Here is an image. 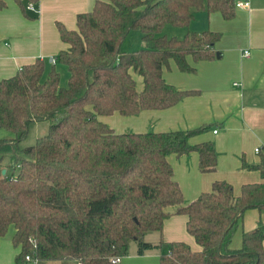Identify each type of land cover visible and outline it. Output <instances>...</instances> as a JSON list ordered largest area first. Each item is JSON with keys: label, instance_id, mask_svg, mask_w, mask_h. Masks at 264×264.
I'll list each match as a JSON object with an SVG mask.
<instances>
[{"label": "trees", "instance_id": "obj_1", "mask_svg": "<svg viewBox=\"0 0 264 264\" xmlns=\"http://www.w3.org/2000/svg\"><path fill=\"white\" fill-rule=\"evenodd\" d=\"M15 1L27 13V2L39 0ZM237 1L96 0L77 15V29L58 23L68 47L55 63L38 58L0 81V129L13 133L0 138V238L10 226L16 228L18 260L32 254L40 264H112L109 257L127 255L135 241L139 254L160 251V264H264V219L252 230L242 227L248 210L264 214V181L246 183L236 195L231 183L216 180L210 191L186 204L174 178L172 154L196 152L201 172L217 170L214 143L190 142L212 124L119 133L99 118L168 109L197 94L169 83L164 69L174 60L181 71L194 72L189 56L195 62L215 59L222 33L188 31L179 38L162 32L167 25L188 27L200 11L231 19ZM6 7L0 0V9ZM134 29L142 33L144 46L122 50ZM58 67L66 71L67 85ZM133 72L143 77L141 91ZM60 113L36 144L21 147L32 122ZM245 166L264 178V151L259 164ZM174 214L188 216L187 230L200 251L184 241L170 242L163 251V240H145L147 232L161 234ZM240 229L241 243L234 248Z\"/></svg>", "mask_w": 264, "mask_h": 264}, {"label": "crops", "instance_id": "obj_2", "mask_svg": "<svg viewBox=\"0 0 264 264\" xmlns=\"http://www.w3.org/2000/svg\"><path fill=\"white\" fill-rule=\"evenodd\" d=\"M6 2L7 7L0 9V81L15 75L21 67L38 58L50 62L51 57L67 48L68 44L61 39L58 23L68 29H77V15L91 10L96 0L29 1L26 7L33 3L38 10V14L28 10L30 16L15 0ZM205 30L222 33L215 45L219 56L199 62L189 56L194 72L181 71L174 60L164 69V77L169 83L179 89H195L197 94L168 109L144 110L134 116L115 113L99 117L105 122L111 118L112 125L123 129L130 127L135 132L187 130L212 124L208 132L192 137L190 142L214 143L218 153L216 171L201 172L196 152L181 157L169 156L174 178L182 188L186 204L210 191L216 180L231 183L236 195L240 194L244 184L264 181L260 170L245 166L259 164L262 153H256L255 149H264V0H250V7L237 9L231 19H225L220 12L208 14L200 11L188 29L175 33L185 35L188 31L200 33ZM245 51L250 52L249 56H244ZM58 69L65 75L64 68ZM133 74L138 90H143V77ZM215 129H218L217 133ZM9 132L5 134L8 138L12 137ZM262 218L264 214L257 209L248 210L243 229H254ZM187 222L185 214L172 215L164 221L163 232L158 233V237L154 235L149 242L156 244L163 240L162 250L165 251L170 242L184 241L193 250L200 251L201 246L187 230ZM15 232L12 225L0 238V264H32L18 260L21 246L13 241ZM240 243L241 229L234 236L232 246L237 248ZM137 251L136 247L130 248L120 264H160V251L144 254Z\"/></svg>", "mask_w": 264, "mask_h": 264}, {"label": "rangeland", "instance_id": "obj_3", "mask_svg": "<svg viewBox=\"0 0 264 264\" xmlns=\"http://www.w3.org/2000/svg\"><path fill=\"white\" fill-rule=\"evenodd\" d=\"M184 29H188V27H177V26H173V25H167L164 28L162 34L169 36V37L176 36L179 38H183V36H184L183 34L177 35V33H175V31H183ZM143 46H144V44L142 41V33L139 30L134 29L128 34V36L124 40V42L122 44V50H124V51L136 50V49H139ZM67 82H68V75L66 73V75H64V77H63V84L67 85ZM138 86H139V84H138ZM61 116H63L62 113L58 114L53 119L32 122L30 125L27 136L20 143L21 147L25 148V147H29V146L36 144L38 138L43 136V135H46L49 131L50 125L52 123L56 122L59 118H61ZM110 121H111V118L106 120V122L110 126H112V128H114L115 130L117 129V130H124V132H135L130 127H125L124 129H123V127H116V126L112 125L110 123ZM7 131L8 130H6V129H0V138H8L7 135H5V134H8ZM12 136H13V133H12ZM154 235L158 237L159 234H158V232H155V231L147 232L145 234V240H148V241H150L151 239L153 240L152 237ZM132 247L138 248L137 242L131 241L130 248H132ZM130 248H129V251H130ZM41 264H74V261L57 260V261L46 262V263H41Z\"/></svg>", "mask_w": 264, "mask_h": 264}, {"label": "built area", "instance_id": "obj_4", "mask_svg": "<svg viewBox=\"0 0 264 264\" xmlns=\"http://www.w3.org/2000/svg\"><path fill=\"white\" fill-rule=\"evenodd\" d=\"M250 7V0H238L236 2V8L239 9V8H249ZM28 8L30 10H34L36 11L35 7H34V4L31 3L28 5ZM250 52L249 51H245L244 52V56H249ZM53 62L55 63V59L53 58ZM215 133L218 132V129H215L214 130ZM256 153H262L264 151L263 147H258L255 149ZM24 262L26 263H32V264H40V260L33 256L32 254H27L23 260ZM109 261L112 263V264H120L121 261H122V256H111L109 257Z\"/></svg>", "mask_w": 264, "mask_h": 264}, {"label": "water", "instance_id": "obj_5", "mask_svg": "<svg viewBox=\"0 0 264 264\" xmlns=\"http://www.w3.org/2000/svg\"><path fill=\"white\" fill-rule=\"evenodd\" d=\"M217 55L219 56L220 54L217 53ZM53 58H54V57H51V58H50V61H51V62H53ZM5 173H6V170L4 169V170H3V174H5Z\"/></svg>", "mask_w": 264, "mask_h": 264}]
</instances>
